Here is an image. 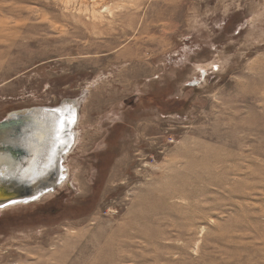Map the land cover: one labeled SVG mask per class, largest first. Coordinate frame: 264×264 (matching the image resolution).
<instances>
[{"label":"rangeland","instance_id":"1","mask_svg":"<svg viewBox=\"0 0 264 264\" xmlns=\"http://www.w3.org/2000/svg\"><path fill=\"white\" fill-rule=\"evenodd\" d=\"M62 103L0 264H264V0H0V121Z\"/></svg>","mask_w":264,"mask_h":264},{"label":"bare ground","instance_id":"2","mask_svg":"<svg viewBox=\"0 0 264 264\" xmlns=\"http://www.w3.org/2000/svg\"><path fill=\"white\" fill-rule=\"evenodd\" d=\"M95 3L101 4L102 0H95ZM52 109H54L52 112L51 111L38 110L36 113H28L25 115L23 114L24 116L22 115L23 121L20 122L19 125H21V127H22V125H25V126L20 128L21 131H18V133L22 132L23 134L26 135V137L25 138L19 137L20 134L19 135L15 134V135H17V137H15L13 143H10V140H9V143L11 146L14 145V147H17L19 151H22L21 153L24 154V159L13 161V160L9 159L7 156H5L6 153L0 154V180H1V183H4L3 181L8 180L11 177L12 178V180H11L12 186H14L15 184H17V185L19 184L22 187H27L28 184L34 183L32 181L34 180V177H37V174L39 173V171H41L43 173L46 168L47 169L51 168L55 172L54 177L56 178V180L58 182H61L65 179L66 175L68 174V170L66 169L67 167L66 168L64 167L66 170L63 172L61 170L60 162L63 160V157L65 156V154L67 153V151L69 149L65 148L66 144L62 145L61 143L63 141H65V142L67 141V147H68V144L71 145L73 143V141H75L76 132L74 133L71 130V133H70L67 129L68 126L67 127H64V126L61 127L58 123V118H64V119L68 120L67 117L69 115V112H68L69 109H68L67 104L65 106L61 105L60 107L55 106ZM57 109H59L60 111L57 112L56 111ZM31 122H33L32 123L33 125L30 124ZM69 123H70V121H69ZM0 127L5 128V126H0ZM2 128H0V140H2V138H3V140H4V138L5 139L7 138V132L6 131L3 132ZM24 129H27L28 131L24 130ZM33 132H35L37 134V136L35 138H34V136H31L34 134ZM73 133H74V135H73ZM43 138H44V140H43ZM38 151H40V153L36 154ZM36 155H37V157H36ZM35 157H36V159H35ZM23 160H26L27 162L25 164L24 169H21V166H22L21 164L24 163ZM66 179H67V177H66ZM16 186H15V188H16ZM6 189L9 192L8 188H6ZM3 190H4V186H0V191H3ZM7 194L6 195L8 197H10L11 195L13 196V194H9V193H7ZM7 196H6V198H2V197H1L2 199L0 198L1 199L0 204L2 203L1 205H3V203L7 204V203L13 201V199H11V200H8L6 203L5 200L8 198ZM2 200H4V202H1ZM22 202L23 201H21V203ZM15 203H20V202H11L10 204L12 205ZM10 204H8V206ZM108 230H110V229H108ZM105 233H107V232H105ZM121 235H123V233ZM108 238H110V237H108ZM102 239H103V237H102ZM100 241H101V239H100ZM98 243H99V241H98ZM98 243H96V244H98ZM102 245H103V243H102ZM111 245L113 246V244H111ZM107 248L108 247H106V249ZM99 256H100V254H99ZM101 257L105 258V255H103V256L101 255ZM106 258H108V257H106ZM97 259H99V258H97ZM110 259H111V262H112V260H114L112 258H110ZM117 263H119V262H117ZM120 264H121V262H120Z\"/></svg>","mask_w":264,"mask_h":264},{"label":"water","instance_id":"3","mask_svg":"<svg viewBox=\"0 0 264 264\" xmlns=\"http://www.w3.org/2000/svg\"><path fill=\"white\" fill-rule=\"evenodd\" d=\"M61 105H66L64 103L60 104L59 107ZM38 110H42V111H53L54 109H48V108H34V109H29V110H24V111H12L10 112L5 118L4 120L0 121V126H5V128H2V131H6L7 132V140L4 138H2V140H0V154L1 153H6L5 156H7L9 159L11 160H22L24 159V154H22V151H19L17 147H14V145H10V143H13L15 137H17V135L20 134L19 137H26L25 134L18 133V131H21L20 128L24 127L25 125H19L20 122H22L23 120V114H28V113H36ZM69 115H68V120L64 119V127H68L71 125L69 123V121H71L74 118V114L72 110H68ZM23 115V116H22ZM22 116V117H21ZM21 117V118H20ZM33 122H31L30 124H32ZM35 126V125H34ZM27 130V129H24ZM28 131V130H27ZM34 134L31 136H34V138L37 136V134L35 132H33ZM17 134V135H15ZM10 140V143H9ZM44 140V138H43ZM65 141H63L61 144L65 145V148H67V141L64 143ZM59 147V146H58ZM42 148V147H41ZM42 152V151H41ZM40 151H38L36 154H39ZM3 157V156H2ZM37 157V155H36ZM35 157V159H36ZM24 163L21 164V169H24L25 164H26V160H23ZM34 161V160H33ZM32 163V162H31ZM15 164V163H14ZM7 173V172H6ZM55 172L50 168V169H45V171L42 173L41 171H39V173L37 174V177H34V180L32 182H34L33 184H28L27 187H22L19 184H15L14 186H12V178L10 177L8 180L3 181L4 183H1L0 180V186H4V190L0 191V198H6V196L9 194H13V196L11 195L10 197H8L5 201L7 203L8 200L13 199V201L11 202H29L31 200H34L36 198H38L39 196H41L43 193L48 192L52 187L53 183L55 184L58 183L56 178L54 177ZM17 185V186H16ZM16 186V188H15ZM8 188L9 192L7 191L6 188ZM7 194V195H6ZM1 198V199H2ZM0 199V200H1ZM1 202H4V200H2ZM9 202V203H11ZM7 203V204H9ZM2 204V203H1ZM0 204V207L3 206H7V204L3 203V205Z\"/></svg>","mask_w":264,"mask_h":264},{"label":"snow or ice","instance_id":"4","mask_svg":"<svg viewBox=\"0 0 264 264\" xmlns=\"http://www.w3.org/2000/svg\"><path fill=\"white\" fill-rule=\"evenodd\" d=\"M212 67H213V68H216L217 66H216V65H212ZM200 71L203 72L204 70H203V69H200ZM56 111L59 112L60 110L57 109ZM71 122H74V121H71ZM58 123H59V125L62 127L63 124H64V118H58Z\"/></svg>","mask_w":264,"mask_h":264}]
</instances>
